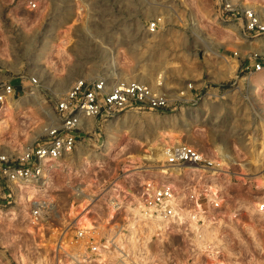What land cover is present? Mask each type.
I'll list each match as a JSON object with an SVG mask.
<instances>
[{
    "label": "rangeland",
    "instance_id": "obj_1",
    "mask_svg": "<svg viewBox=\"0 0 264 264\" xmlns=\"http://www.w3.org/2000/svg\"><path fill=\"white\" fill-rule=\"evenodd\" d=\"M30 1L37 6L30 8ZM233 2L264 18V0ZM156 17H162L160 30L149 33L147 24ZM224 17L220 0H0V84L13 83L17 90L0 106V154L37 143L57 122L56 103L77 78L111 75L153 87L162 81L176 99L189 83L203 85L200 99L187 94L186 103L163 110L129 109L111 121L89 120L96 130L82 148L90 154L86 171L95 174L114 163L117 170L133 171L141 155L133 161L129 152L141 154L151 146L160 159L167 143H192L212 153L223 149L243 175L227 187L228 219L216 228L222 240L217 253L199 249V264H264V212L257 211L264 200V150L258 161L253 143L264 120L252 107L264 109V99L247 97L252 95L248 81L264 69L241 71L240 65L255 50L264 53V43L252 42L240 21ZM104 131L120 141L109 140ZM103 139L114 141L112 147L107 142L100 150ZM74 164L81 169L85 162L81 157ZM2 195L0 183V264H40L19 206L5 207ZM181 245L188 254L189 245Z\"/></svg>",
    "mask_w": 264,
    "mask_h": 264
},
{
    "label": "built area",
    "instance_id": "obj_2",
    "mask_svg": "<svg viewBox=\"0 0 264 264\" xmlns=\"http://www.w3.org/2000/svg\"><path fill=\"white\" fill-rule=\"evenodd\" d=\"M220 11L224 21H240L252 42L264 43V18L255 8L220 0ZM161 20L150 21L148 30L158 32ZM240 65L241 71L261 72L264 53L257 49ZM187 94L202 97L192 83L176 99L162 81L153 87L111 75L77 78L56 103L57 122L45 128L37 143L0 154L4 206H19L40 264H199L193 222L220 229L223 217L228 219L227 187L243 175L234 171L230 154L167 143L160 159L151 146L145 148L133 171L117 170L114 163L89 174L90 154L82 149L96 130L89 120L111 121L129 109L163 110L176 101L186 103ZM15 95L13 83L0 84V106ZM253 138L259 161L264 137L260 132ZM106 144L103 139L97 145L101 150ZM81 157L85 165L79 169L74 163ZM257 211L264 212V200ZM182 243L189 245L188 254Z\"/></svg>",
    "mask_w": 264,
    "mask_h": 264
},
{
    "label": "bare ground",
    "instance_id": "obj_3",
    "mask_svg": "<svg viewBox=\"0 0 264 264\" xmlns=\"http://www.w3.org/2000/svg\"><path fill=\"white\" fill-rule=\"evenodd\" d=\"M263 15V14H262ZM258 44V43H257ZM207 51L209 53H214V54H220L218 51L210 48V47H207ZM115 62V61H114ZM232 67L234 65H231ZM127 78V77H126ZM248 81V80H247ZM249 82V85H250V89H252V95H248V100L250 102H252V98L255 96V95H262L263 96V99H264V75L258 77V78H255V79H251L248 81ZM251 104V103H250ZM255 105V104H254ZM252 106L254 109H255V114H256V118L259 120V121H263L264 120V109L261 108V109H258L256 108L255 106ZM126 129V128H125ZM161 129V128H160ZM124 131V130H123ZM160 131V130H159ZM165 131V130H164ZM167 133V132H166ZM165 133V134H166ZM169 133H170V130H169ZM172 133H170L171 135ZM179 134V133H178ZM262 137H264V128L262 129ZM168 136V135H167ZM112 138H110L109 140L111 139H118V142L120 141V138L118 135H115L114 137L111 136ZM110 145V147H112V142L114 141H107ZM116 143V142H115ZM264 143V142H263ZM117 144V143H116ZM121 148L123 147H126V145H121L120 146ZM263 147H264V144H263ZM127 148V147H126ZM264 150L261 149V152ZM257 154L259 153V151L256 152ZM140 155V153H137V152H129L126 156L127 158L133 160L135 158H137V156ZM134 161V160H133ZM23 202L24 204H26V197L24 196L23 198ZM24 206V205H23ZM195 224V221L193 222V225ZM193 228H195V235H197L199 237V240L196 241V245L198 247L201 248L202 251H215V253H217V249H218V246L220 245L221 243V239L217 237V234H218V229L216 228H206V227H201L200 225H194ZM222 245V244H221ZM208 253V252H207ZM214 253V255H215ZM211 254V253H210ZM219 255V254H218ZM218 255H215V256H218ZM214 257V256H213ZM221 264V263H220Z\"/></svg>",
    "mask_w": 264,
    "mask_h": 264
},
{
    "label": "crops",
    "instance_id": "obj_4",
    "mask_svg": "<svg viewBox=\"0 0 264 264\" xmlns=\"http://www.w3.org/2000/svg\"><path fill=\"white\" fill-rule=\"evenodd\" d=\"M147 31L149 32V33H151L149 30H148V24H147ZM196 88H197V92H202V90L201 89H199V88H203V85H200V87H197V86H195ZM16 88V87H15ZM17 91V90H16ZM194 93H196V91L194 92ZM141 142H143V143H145L144 141H142L141 140Z\"/></svg>",
    "mask_w": 264,
    "mask_h": 264
}]
</instances>
